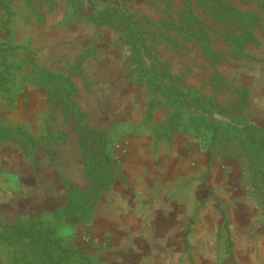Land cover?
I'll list each match as a JSON object with an SVG mask.
<instances>
[{"label":"rangeland","instance_id":"1","mask_svg":"<svg viewBox=\"0 0 264 264\" xmlns=\"http://www.w3.org/2000/svg\"><path fill=\"white\" fill-rule=\"evenodd\" d=\"M7 1L11 40L7 43L5 29H0V43L27 46L29 52L9 51L5 63L0 53V264H34L38 259L37 247L27 239L12 241L4 230L6 224L29 220L49 228L64 245L82 250L93 264H264V202L250 186L245 161L220 151L209 155V132L196 131L190 122L202 112L199 106L181 107L179 126L169 128L166 99L136 82L134 40L124 42L114 24L101 20H116L119 8L129 15L124 28H140L146 17L160 19L172 5L174 10L184 8L185 0ZM226 1L241 14L255 15L251 28L255 41L247 43L245 55L226 42L222 26L208 20L210 47L222 53L221 58L205 57L195 43L164 51L163 56L169 58V70L183 76L181 88L207 98L201 106L209 108L217 122L235 128L245 123L264 125V6L261 0ZM235 27L231 29L239 32ZM35 64L72 78V98L89 126L103 134L105 151L113 161L114 181L93 203L86 221L74 227L61 213L69 191L87 189L91 170L99 165L85 159L80 122L55 96L54 88L61 82L44 76ZM105 64L117 72L116 83L127 89L125 94H111L103 83L95 82V71ZM218 74L225 81L215 85ZM243 93L246 104L235 107ZM113 101L125 105L118 109ZM29 108H34L33 114ZM126 134L149 135L155 152L178 150L180 145L186 160L173 175L176 182L163 188L167 201L157 200L163 215L174 209L175 216L169 219L167 214L164 225L159 213L158 220L148 224L155 232L148 238L102 239L98 205L118 182L128 180L119 157L130 149L116 141ZM169 202L174 203L170 208ZM65 263L87 264L78 255Z\"/></svg>","mask_w":264,"mask_h":264},{"label":"trees","instance_id":"2","mask_svg":"<svg viewBox=\"0 0 264 264\" xmlns=\"http://www.w3.org/2000/svg\"><path fill=\"white\" fill-rule=\"evenodd\" d=\"M261 2L264 6V0ZM194 5L201 11L198 12ZM183 7L180 10H174L172 5V11L157 20L146 17L144 23H139L140 28L130 26L124 28L129 15L119 8H116V12L117 14L120 13L118 17L122 18L121 23H117L118 17L116 20L114 18L109 19V17L100 18L103 22L109 21V25L113 26L114 24L113 27L118 38L122 36L124 42L129 43L134 40V51L131 52V59L137 63L139 70L136 82L145 84L149 89L159 92L166 99V105L170 108V113L167 116L169 128L175 129L179 126L181 107L190 104L195 105L196 108L199 106L198 108H201L202 112H198L197 116H192L190 122L196 131L206 130L209 132L207 145L209 155L211 156L215 151H220L226 157L244 160L249 173L250 186L264 202V125L245 123L241 128H235L217 122L213 119L211 110L201 106V103L207 98L198 94L197 91L189 92L181 88L183 76L173 74L169 70V58L163 56L166 51L173 49L177 51L176 48L183 46L184 43H195L201 47L205 57L214 56L215 60L221 58L222 53L210 47L208 33L212 29L207 24L208 20L222 26L226 35V42L233 49L245 55L244 48L247 43L255 41L251 30L255 23V15L253 13L241 14L236 8L231 7L226 0H185ZM9 22L10 4L7 0H0V29H5L7 43H10L11 40ZM232 26H236L235 30L239 32L233 31ZM7 43H0L5 47V49H0L2 62L5 61L9 51L22 49L27 53L29 52L27 46ZM146 58L151 61L149 65L146 64ZM35 67L41 70L44 76L61 82L59 87L54 88L55 96L59 101H64L74 117L80 122L82 136L79 142L85 159L87 162L90 160L91 163L99 165L94 172L91 170L90 185L87 189L78 191L72 187L69 191V202L61 213L65 223L74 227L86 221L91 213L93 203L114 181L113 161L105 151L103 134L89 126L85 121L84 112L72 98L75 88L72 78L63 73H53L37 64ZM126 77L131 78V73L127 74ZM216 79L215 85L218 80L225 81V78L220 74L216 76ZM245 104L246 100L243 93L235 101L234 106L241 108ZM153 108L154 106L150 107L149 115ZM89 138H92V142ZM4 230L8 231V237L12 241L20 242L27 239L32 247H37L38 259L34 261V264H66L65 262L75 255H78L87 264H93L91 258L82 250L72 249L64 245L62 239L53 236L49 228L37 226L31 220L6 224Z\"/></svg>","mask_w":264,"mask_h":264},{"label":"crops","instance_id":"3","mask_svg":"<svg viewBox=\"0 0 264 264\" xmlns=\"http://www.w3.org/2000/svg\"><path fill=\"white\" fill-rule=\"evenodd\" d=\"M113 70L109 64H105L103 68L99 66L95 71L94 78H96L94 80L103 83L111 94H125L127 89L124 90L122 83H116L119 77L117 72ZM111 105L119 109L125 103L113 101ZM29 109L28 111L33 114L34 108ZM116 141L121 144L126 143V146L130 149L127 155L120 154L119 157L120 168L128 177V180L118 182L115 189H112L101 199L96 214L99 223L98 229L101 233L99 235L102 239H112L113 237L117 239L148 238L154 236L155 232L148 224L152 220H158V214L161 213V207L157 205V200L162 199L166 202L167 200L164 197L169 198L167 192H163V188L167 184L171 185L176 182L173 175L180 172L179 169L182 168L183 162L186 160L183 158V151L179 145L178 150L174 148L165 153L155 152L150 149L153 139L149 135L132 137L126 134L118 136ZM57 152L59 153V151ZM58 153H54L57 159ZM185 165L188 166V164ZM159 188L161 191H158ZM137 193L141 195L139 199L136 197ZM173 205V202H169V208ZM163 213L164 211L161 213L162 216H160L159 222L164 223V225L167 222V214H170L169 219H173L171 216H175L174 209L170 213L164 215ZM139 264L144 263L140 262Z\"/></svg>","mask_w":264,"mask_h":264}]
</instances>
